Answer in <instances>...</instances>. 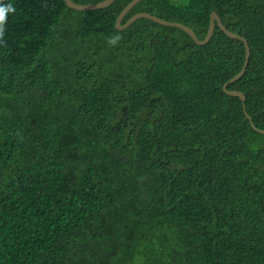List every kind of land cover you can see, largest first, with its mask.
<instances>
[{
  "label": "trees",
  "instance_id": "16d2710c",
  "mask_svg": "<svg viewBox=\"0 0 264 264\" xmlns=\"http://www.w3.org/2000/svg\"><path fill=\"white\" fill-rule=\"evenodd\" d=\"M97 4L104 0H73ZM78 11L0 0V264H264V0Z\"/></svg>",
  "mask_w": 264,
  "mask_h": 264
},
{
  "label": "water",
  "instance_id": "95a60500",
  "mask_svg": "<svg viewBox=\"0 0 264 264\" xmlns=\"http://www.w3.org/2000/svg\"><path fill=\"white\" fill-rule=\"evenodd\" d=\"M66 5L71 8V9H74V10H78V11H94V10H99V9H104V8H107L109 6H111L116 0H104L100 3H97V4H79V3H76L74 2L73 0H64ZM142 0H134L132 1L123 11L122 13L120 14L118 20H117V29L118 30H125L127 29L128 27H130L134 22H136L138 19H141V18H147V19H150L160 25H164V26H171V27H176V28H179V29H182L183 31H185L186 33H188L193 39L194 41L198 44V45H204L206 43H208L210 41V39L212 38L213 34H214V31H215V27L216 25L219 26V28L230 38H233V39H239V40H242L245 45H246V61H245V65L243 67V69L241 70V72L236 76L234 77L232 80H230L229 82H227L225 85H224V91L226 94L230 95V96H235V97H239L244 105H245V102H246V96L242 93V92H239V91H231L228 89L229 85L238 81L243 75L244 73L246 72V69H247V66H248V63H249V59H250V56H251V49H250V46L247 42V40L239 35H236L234 33H232L231 31H229L225 25L223 24V21L221 19V17L217 14V13H213L212 14V17H211V24H210V27H209V31H208V34H207V37L204 41H201L198 39L196 33L188 26L186 25H183V24H180V23H175V22H169V21H165L163 19H160L158 17H155L153 15H150V14H147V13H140V14H137L136 16H134L128 23H126L125 25H122V22L124 20V18L126 17V15L138 4L140 3ZM247 118L249 119L252 127L254 128V130H256L257 132L261 133V134H264V130H261L259 129L253 122V119L251 116H249L247 113Z\"/></svg>",
  "mask_w": 264,
  "mask_h": 264
}]
</instances>
